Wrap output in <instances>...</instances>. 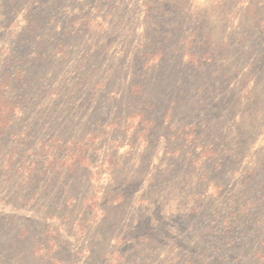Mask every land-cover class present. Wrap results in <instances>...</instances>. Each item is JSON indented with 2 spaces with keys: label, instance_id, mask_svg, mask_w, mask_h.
<instances>
[{
  "label": "rangeland",
  "instance_id": "obj_1",
  "mask_svg": "<svg viewBox=\"0 0 264 264\" xmlns=\"http://www.w3.org/2000/svg\"><path fill=\"white\" fill-rule=\"evenodd\" d=\"M11 95L0 264H264V0H0Z\"/></svg>",
  "mask_w": 264,
  "mask_h": 264
},
{
  "label": "trees",
  "instance_id": "obj_2",
  "mask_svg": "<svg viewBox=\"0 0 264 264\" xmlns=\"http://www.w3.org/2000/svg\"><path fill=\"white\" fill-rule=\"evenodd\" d=\"M5 104L0 100V129L6 126V123L16 112H20L19 103H16L14 97L11 95ZM5 128V127H4ZM6 131V130H5ZM5 131H1L2 135Z\"/></svg>",
  "mask_w": 264,
  "mask_h": 264
}]
</instances>
